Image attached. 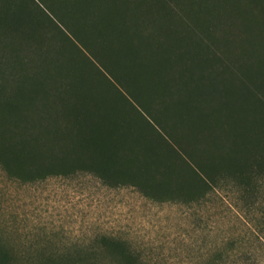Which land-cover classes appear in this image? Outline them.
Masks as SVG:
<instances>
[{
	"label": "rangeland",
	"instance_id": "1",
	"mask_svg": "<svg viewBox=\"0 0 264 264\" xmlns=\"http://www.w3.org/2000/svg\"><path fill=\"white\" fill-rule=\"evenodd\" d=\"M41 1L43 5L40 0H0V33L3 22L11 18H27L41 27L48 23L43 43L57 50L63 66L73 67L70 75L75 69L83 75L89 95H126L140 105L127 86L131 83L135 93H145V66L138 68L133 58L135 53H145V24L149 32L153 24L143 9L139 12V1ZM176 1L180 4L172 3L175 13L168 11L169 18L162 23L164 31L149 34L146 48L161 50L160 56L166 50L177 68L190 63L189 84L203 81L205 85L211 80L217 92L223 84L233 103L255 83L257 90H263L264 0H216L219 5L215 0ZM106 17L118 27L128 24L129 30L120 28L122 35L138 46L119 54L122 63H117L115 79L79 38L94 37L92 23ZM9 41L10 47L4 46L12 60L4 70L26 64L24 47L14 39ZM99 41L97 49L109 55L106 44ZM217 48L221 55L215 53ZM193 86L190 92L196 97ZM187 93L188 87L181 93L184 104ZM178 105L168 107L169 112H181ZM141 125L145 139V125ZM257 183L260 188L253 201L244 191L229 187L183 196L178 190L148 193L131 184L116 187L94 173H54L38 179L10 176L0 164V240L17 252L19 264H34L30 256L43 261L71 243L91 242L102 234L127 241L141 264H264V177ZM99 264L117 263L103 253Z\"/></svg>",
	"mask_w": 264,
	"mask_h": 264
},
{
	"label": "trees",
	"instance_id": "2",
	"mask_svg": "<svg viewBox=\"0 0 264 264\" xmlns=\"http://www.w3.org/2000/svg\"><path fill=\"white\" fill-rule=\"evenodd\" d=\"M138 1L139 12L143 9L145 18L150 16L153 24L150 32L145 24V53H135L133 58L138 68L145 66V93H135L131 83L126 85L140 105L126 95H89L83 75L76 69L70 75L73 67L63 66L57 50L43 43L48 23L41 27L23 17L3 22L0 164L10 176L38 179L54 173H94L113 186L131 184L148 193L178 190L189 196L229 187L235 192L244 191L253 201L260 188L257 181L264 177V82L263 90H257L255 83L247 95L234 103L223 84L220 92L210 79L205 85L203 81L197 86L189 84L190 63L177 68L173 55L167 57L166 50L165 56H160L161 50L146 48L147 36L164 31L162 23L169 18L168 11L175 13L172 3L179 2ZM214 4L219 5V1ZM157 16L164 18L157 20ZM61 19L62 24L69 26L67 19ZM53 24L64 29L54 20ZM92 28L94 37L79 36L81 45L88 47L115 79L117 63H122L119 54L131 45L136 50L138 47L122 35L124 29L120 28H130L128 24L118 27L107 17L94 21ZM99 38L109 55L105 56L104 49H97ZM13 39L24 47L26 64L4 70V65L12 60L5 46L9 48V40ZM215 53L221 55L218 48ZM192 86L196 97L190 92ZM187 87L184 104L181 93ZM171 105H178L181 112H169ZM141 124L145 125V139L141 138ZM103 253L117 264H141L127 241L110 234L87 243H71L56 257L48 256L43 261L34 256L28 259L34 264H99ZM19 261L17 252L0 240V264Z\"/></svg>",
	"mask_w": 264,
	"mask_h": 264
}]
</instances>
